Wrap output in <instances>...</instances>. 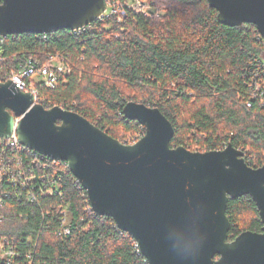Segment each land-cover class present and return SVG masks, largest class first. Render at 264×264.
<instances>
[{"label":"trees","instance_id":"16d2710c","mask_svg":"<svg viewBox=\"0 0 264 264\" xmlns=\"http://www.w3.org/2000/svg\"><path fill=\"white\" fill-rule=\"evenodd\" d=\"M152 1L162 6L163 15L129 14L123 24L111 18L98 23V32L77 35L61 30L46 37H6L0 43V79L60 54L71 74L57 88L32 75L25 78L45 108L77 113L124 143L142 128L124 117V106L155 107L174 126L171 148L205 153L231 144L244 151L250 167L261 168L264 98L252 94L259 82L264 93V39L253 25L221 24L207 0ZM37 173L55 180V193L49 194L48 184L45 194L32 189L36 203L27 191L0 186L11 193L0 205V244L7 241L18 250L20 259L12 264H148L112 218L88 210L87 193L66 165ZM64 211L69 235L59 234ZM226 213L229 241L261 230L250 196L231 199Z\"/></svg>","mask_w":264,"mask_h":264},{"label":"water","instance_id":"95a60500","mask_svg":"<svg viewBox=\"0 0 264 264\" xmlns=\"http://www.w3.org/2000/svg\"><path fill=\"white\" fill-rule=\"evenodd\" d=\"M207 1L221 24H250L264 38V0ZM105 9V0H0V37L73 31ZM123 115L146 129L136 144L0 82V138L16 130L23 146L66 162L92 211L130 235L148 264H264V226L229 241L226 213L231 199L250 196L264 225V165L250 167L231 144L205 153L171 148L175 129L158 108L128 102Z\"/></svg>","mask_w":264,"mask_h":264},{"label":"built area","instance_id":"2783aa9c","mask_svg":"<svg viewBox=\"0 0 264 264\" xmlns=\"http://www.w3.org/2000/svg\"><path fill=\"white\" fill-rule=\"evenodd\" d=\"M105 4L106 9L104 13L95 22L73 30L72 33L77 35L84 32H98L100 30L98 23H102L111 18H115L119 24H123L129 14L141 15L146 18H152L153 16H160L164 14L162 6L152 0H105ZM147 7L149 8L148 10H150L149 12ZM42 36L46 37V35ZM5 38L6 37H0V43H3ZM261 38L263 37L261 36ZM262 65L264 68V64ZM70 74V65L63 56L57 54L56 56H51L49 61L45 64L38 61L30 62L27 68L23 69L19 73H13L11 78L8 80L12 81V84L16 86L18 91L33 93L38 102V91L36 86L34 83L29 84L25 78L32 75L37 77L36 80L42 82L45 87L55 89L60 83L65 82L66 76ZM8 80L6 78L0 79V82H6ZM253 90H255L252 94L254 96L252 97L253 99L259 96V94H261V97L264 98L263 86L261 82L255 83ZM248 106L251 107V104H248ZM145 134L146 129L142 127L138 134L130 136L123 144H136L145 136ZM62 165H66L68 171L71 173L66 162L42 155L28 147L23 146L19 142L16 130L11 137L0 138V186H3L4 183H6L11 189H14V191H27L28 199L31 202H37V198L32 193V189L40 188V192L45 194L48 184L50 189L49 194L55 193V180L51 182L46 174L39 177V173L37 172L39 171L41 173V171L50 170L52 167ZM38 181H40L41 184L36 185ZM76 182L80 184L77 179ZM10 194L11 193H9V191H0V205L3 203L4 199L9 198ZM86 198L88 199V210L92 211L89 204L88 194L86 195ZM62 215V229L59 234L69 235L70 229L68 227L67 213L64 211ZM135 247L137 248V252H140L137 243ZM18 259H20L18 250L8 247L7 241H5V244H0V262L3 261L6 264H12Z\"/></svg>","mask_w":264,"mask_h":264},{"label":"flooded vegetation","instance_id":"af4514ba","mask_svg":"<svg viewBox=\"0 0 264 264\" xmlns=\"http://www.w3.org/2000/svg\"><path fill=\"white\" fill-rule=\"evenodd\" d=\"M255 205H256V204H255ZM258 213H259V211H258ZM259 217H260V215H259ZM260 221H261V218H260ZM261 224H262L261 230H260L259 232H253V233H258V234L263 233V230H262V229H263V226H264V225H263L262 221H261ZM246 232H252V231H246ZM243 233H244V232H243ZM240 235H241V234H240ZM240 235H239V236H240ZM236 238H237V237H236ZM236 238H235V239H236ZM235 239H234V240H235ZM234 240H233V241H234Z\"/></svg>","mask_w":264,"mask_h":264},{"label":"rangeland","instance_id":"374dc122","mask_svg":"<svg viewBox=\"0 0 264 264\" xmlns=\"http://www.w3.org/2000/svg\"><path fill=\"white\" fill-rule=\"evenodd\" d=\"M148 9H149V8L147 7V10H148ZM149 11H150V10H148V12H149ZM138 132H139V131H135L133 134L136 135V134H138ZM129 134H130V133H129ZM130 135H131V134H130ZM131 136H133V135H131ZM247 221H248V219H247Z\"/></svg>","mask_w":264,"mask_h":264}]
</instances>
